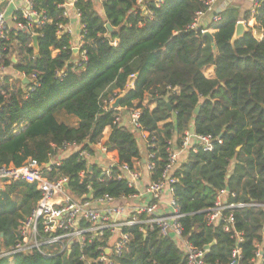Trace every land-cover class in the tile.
I'll return each mask as SVG.
<instances>
[{
    "label": "trees",
    "instance_id": "trees-1",
    "mask_svg": "<svg viewBox=\"0 0 264 264\" xmlns=\"http://www.w3.org/2000/svg\"><path fill=\"white\" fill-rule=\"evenodd\" d=\"M64 1L36 0L34 7L43 11L46 21L32 25L31 31L11 33L1 43L0 65L12 67L16 75L0 77V167H19L28 159L46 164L67 143L93 156L94 146L101 143L118 164L139 170L135 162L143 156L135 132L123 121L114 123L117 111L102 106L103 100L123 94L119 107L140 110L146 151L155 153L151 180L162 173L167 142L178 147L185 131L221 140L211 151L188 150L173 172L177 181L171 187L182 235L201 249L214 241L205 260L225 263L236 245L234 232H240L241 261L249 262L260 243L264 264V1L254 15L257 28L263 30L260 40L248 30L231 41L239 12L229 7L212 32L213 49L205 34L186 29L196 12L205 9L203 0L151 4V18L135 10L136 0H103L100 9L94 0H74L84 26L76 56L70 35L58 34V25L69 22L58 6ZM14 16L21 19L19 11ZM249 17L245 12L242 19ZM21 74L37 77L38 86L27 94ZM130 79L132 87H126ZM146 98L154 103L152 108L143 104ZM59 112L75 117L76 126L59 121ZM118 173L117 166L110 177L102 176L98 162L89 163L78 151L61 156L46 171L50 178L67 177V191L76 197L137 193L126 180L116 179ZM221 191L228 203H255L224 211L234 217L228 231L206 222V211ZM39 197L35 185L24 181L0 188V252L17 240L20 221ZM144 227L124 229L129 239L118 264H184L172 238L157 228L143 232ZM104 243L96 238L84 249L73 243L64 251L57 243L45 245L42 250L52 251V256L19 253L13 264H85L80 255L94 259ZM0 264H10L8 257H0Z\"/></svg>",
    "mask_w": 264,
    "mask_h": 264
},
{
    "label": "built area",
    "instance_id": "built-area-1",
    "mask_svg": "<svg viewBox=\"0 0 264 264\" xmlns=\"http://www.w3.org/2000/svg\"><path fill=\"white\" fill-rule=\"evenodd\" d=\"M36 0H24V7L19 10L20 20H17L13 15L12 23L10 24L3 11H0V46L3 41L10 38L11 33L17 31H31L32 25L41 26L46 17L43 11L35 9L34 4ZM103 0H100L102 3ZM165 0H136V9L142 15L149 18L152 17L150 5L160 6ZM219 0H203L205 9L198 11L195 14L192 22L186 27L188 30L199 31L201 34L206 32L212 33L215 25L221 19V13L229 8L217 6ZM247 6L246 12L249 13V19H242L248 30L257 28V23L254 15L257 12L260 4L264 0H243ZM74 0L70 2L64 1L58 5L63 9V14L68 17L69 7L74 8V13L79 17L80 12L73 5ZM84 26L81 24V34ZM68 33L71 30L67 25H58V34ZM81 34L79 44L76 47L79 51L81 45ZM256 38V37H255ZM257 39V38H256ZM258 40V39H257ZM260 40V39H259ZM0 47V52H1ZM84 59V55L82 54ZM6 67L0 65V77L4 74ZM26 80L27 88L26 94L34 90L38 86L37 77L32 74L26 77L24 74L20 75ZM133 78V76H131ZM132 79L129 80L126 87H132ZM116 96L109 97L103 100V109H115L117 111L114 123L123 120V116L128 117V124L137 136L144 140L145 155L141 161H136L135 166L139 170L131 169L126 163L118 164L114 159L109 157L107 148L98 143L94 146V152L101 158L108 160L106 165L102 167V176H111V168H119L120 173L116 175V179L126 180L129 187H134L137 193L128 197L114 198L107 194L89 199L90 194L83 197H76L67 191V177L59 176L50 178L46 174L50 170V166L46 164H38L34 159H28L23 165L19 167L2 166L0 167V188L6 184L16 181H24L34 184L39 191L40 197L37 200L35 207L29 215L24 217L17 229V240L7 248L0 252V257L6 256L9 263L13 264V257L16 254H29L37 251L42 255L52 256V251H43L42 246L59 244L60 251L69 250L71 244L77 243L81 249H84L92 243L94 239L105 241L97 247L99 254L96 258H86L84 254L80 255V259L85 264L94 262L96 264H118L117 258L120 257L128 242V234L124 229L136 224H144L145 227L141 230L146 232L147 229L157 228L159 233L164 237H170L176 246L183 253L184 264H262L261 244H255V252L253 258L243 263L241 261L242 254L239 244L243 241V235L240 232H234L236 245L232 249L230 258L225 263H208L205 260L206 250L193 246L187 238L182 235V227L179 223L181 214L175 204L173 196V189L171 184L175 183L177 179L173 177V172L177 167L181 154H185L188 150L196 151L197 147L203 150L211 151L214 147V142L221 143L220 139H212L209 136L198 135L193 130L184 132L180 139L179 146H173L172 141H168L167 155L159 178L149 180L142 193L146 197V201L138 206H130L124 200L135 198L141 195L137 188L136 182L140 179V168L151 175V171L155 168V153L146 151L148 146L147 133L143 131L141 123L139 122L140 110L138 108L116 107L111 105L115 102ZM105 131V130H104ZM78 151L79 157L88 161L93 156L85 150H80V146L76 143H67L59 148V153L69 154ZM61 156H51L48 162L58 164ZM84 172H80L83 176ZM164 192L170 195L166 207L167 211L161 209L162 198ZM225 191H221L216 197L215 203L212 207L207 209L206 222L208 225L221 224L223 229L228 231L233 228L234 217L232 214H224V211L231 208H241L246 205L254 206L255 203H228L222 200L221 195ZM141 216H144L143 218ZM105 231L108 236H105ZM119 237H116V236ZM114 238L115 242L112 247L108 245L109 241Z\"/></svg>",
    "mask_w": 264,
    "mask_h": 264
},
{
    "label": "crops",
    "instance_id": "crops-1",
    "mask_svg": "<svg viewBox=\"0 0 264 264\" xmlns=\"http://www.w3.org/2000/svg\"><path fill=\"white\" fill-rule=\"evenodd\" d=\"M66 2H70V0H65ZM217 6L221 7H234L237 8L239 12V20H242V17L244 13L247 10V6L244 3L243 0H219L217 3ZM24 7V0H0V11H3L6 15L7 20L9 23H12V18L15 12L19 11L21 8ZM69 22L67 26L71 30L70 34V44L71 48L76 47L80 42V34H81V23L79 20V17L74 13V8L71 6L69 7V14H68ZM252 34L254 37H256L258 40L263 37V30L259 28H254L251 30ZM79 51L77 54H74V56L78 55ZM13 58V57H12ZM15 58V57H14ZM4 73H11L13 75H16V73L13 71L12 67H6L4 69ZM143 104L149 105L150 108L154 106L153 102H148V98H146L143 102ZM57 119L63 123H66L71 126H76L77 119L71 115H67L64 112H59L56 115ZM74 122V124H69L70 121ZM123 123L128 124V117L125 115L123 116ZM192 130V129H190ZM109 134V128H106L104 131L105 137H107ZM138 145L141 149V153L144 156L145 155V150H144V140L140 138V136H136ZM66 153H60L59 156H65ZM93 158H95V162L100 163L99 165H106L108 163V160L105 158H101L99 155L94 154ZM184 154H181L180 160H184ZM92 163V162H91ZM141 171V176L140 179L136 182V188L138 192L141 194L135 198H129L124 200L126 203H128L130 206H138L143 204L146 201V197L142 195L145 186L147 182L150 180V174L145 170L144 167L140 168ZM170 195L168 192H164L163 198H162V204H161V209L167 211L168 208L166 207V204L168 202ZM222 200H226V193L221 195Z\"/></svg>",
    "mask_w": 264,
    "mask_h": 264
},
{
    "label": "water",
    "instance_id": "water-1",
    "mask_svg": "<svg viewBox=\"0 0 264 264\" xmlns=\"http://www.w3.org/2000/svg\"><path fill=\"white\" fill-rule=\"evenodd\" d=\"M106 27L111 30V26L109 24H106ZM248 29L245 26L244 22L242 20H238L236 25H235V29H234V33L232 36V42H234L236 39L240 38L245 32H247ZM205 36H207L209 38V40L211 41V45L213 47V49H215V44H214V39H213V35L210 32H206ZM33 47L36 50L37 49V35H33ZM73 53L77 54L78 49L77 48H73ZM12 61H15V58H12ZM23 82H26V80L24 79ZM123 94H121L120 96H118L115 100V102L111 105L113 108H116L119 106V102L120 99L122 98ZM195 113H198V108L195 109ZM51 163L47 162L46 166H50ZM91 168V166L89 167V169ZM214 244V241L211 242L210 244H207L205 246H203V249L208 251L210 249V247Z\"/></svg>",
    "mask_w": 264,
    "mask_h": 264
},
{
    "label": "rangeland",
    "instance_id": "rangeland-1",
    "mask_svg": "<svg viewBox=\"0 0 264 264\" xmlns=\"http://www.w3.org/2000/svg\"><path fill=\"white\" fill-rule=\"evenodd\" d=\"M94 1H95V6L97 7V9H100V7H101V6H100V5H101L100 0H94ZM69 124H74L73 120L70 121ZM135 134H136V133H135ZM136 136H137V134H136ZM88 162H89V163H91V162H95V158H93V157H92V158H89V159H88ZM98 164H100V163H98ZM116 237H119V236L117 235ZM115 239H116V238H114L112 241H109V242H108V245H109L110 247L113 246V244H114V242H115Z\"/></svg>",
    "mask_w": 264,
    "mask_h": 264
}]
</instances>
